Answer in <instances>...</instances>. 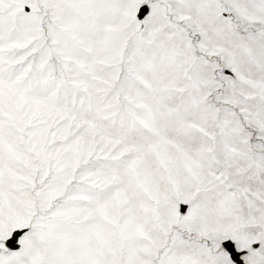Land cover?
I'll list each match as a JSON object with an SVG mask.
<instances>
[{"label":"snow or ice","instance_id":"obj_1","mask_svg":"<svg viewBox=\"0 0 264 264\" xmlns=\"http://www.w3.org/2000/svg\"><path fill=\"white\" fill-rule=\"evenodd\" d=\"M0 264H264V0H0Z\"/></svg>","mask_w":264,"mask_h":264}]
</instances>
